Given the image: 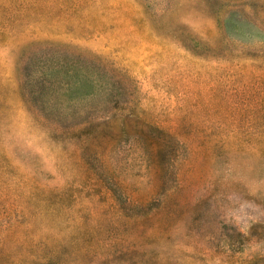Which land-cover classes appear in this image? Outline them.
Masks as SVG:
<instances>
[{
    "label": "rangeland",
    "instance_id": "obj_1",
    "mask_svg": "<svg viewBox=\"0 0 264 264\" xmlns=\"http://www.w3.org/2000/svg\"><path fill=\"white\" fill-rule=\"evenodd\" d=\"M0 264H264V0H0Z\"/></svg>",
    "mask_w": 264,
    "mask_h": 264
}]
</instances>
